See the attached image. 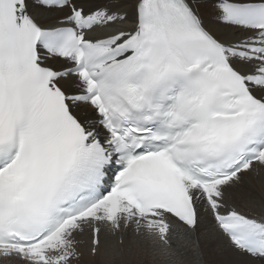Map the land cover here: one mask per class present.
Here are the masks:
<instances>
[{
  "label": "snow or ice",
  "instance_id": "6c2138e0",
  "mask_svg": "<svg viewBox=\"0 0 264 264\" xmlns=\"http://www.w3.org/2000/svg\"><path fill=\"white\" fill-rule=\"evenodd\" d=\"M261 170L264 0H0V264H264Z\"/></svg>",
  "mask_w": 264,
  "mask_h": 264
},
{
  "label": "bare ground",
  "instance_id": "6f19581e",
  "mask_svg": "<svg viewBox=\"0 0 264 264\" xmlns=\"http://www.w3.org/2000/svg\"><path fill=\"white\" fill-rule=\"evenodd\" d=\"M124 27H128L130 25H123ZM252 187H254L257 191L264 190V170H261L259 179L249 178ZM243 198V193L237 192L234 194V199L237 203H240ZM178 243H183L182 241H178ZM140 264H160L158 259H155L150 251H146Z\"/></svg>",
  "mask_w": 264,
  "mask_h": 264
}]
</instances>
